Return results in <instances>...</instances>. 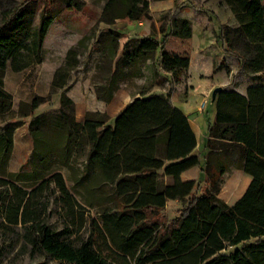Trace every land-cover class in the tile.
Listing matches in <instances>:
<instances>
[{
  "label": "trees",
  "instance_id": "16d2710c",
  "mask_svg": "<svg viewBox=\"0 0 264 264\" xmlns=\"http://www.w3.org/2000/svg\"><path fill=\"white\" fill-rule=\"evenodd\" d=\"M237 20L234 36L221 25L219 36L227 50L235 54L245 72L264 70L263 0H225ZM81 0H46L39 9L36 1L1 0L0 23V124L17 116H31L28 129L33 143V160L47 165L51 157L63 161L73 152L85 155L84 173L100 182L117 187L121 206L104 208L102 225L110 247L126 263L135 264H264V84L249 86L246 94L233 90L216 93V116L209 128L205 169L208 186L198 192L197 182L182 181L181 159L195 146L196 139L187 117L169 102L166 94L151 93L134 98L112 119L104 112H87L82 121L75 117L73 99L63 90L78 61V47L90 35L70 47L64 63L53 74L51 85L62 90L59 107L39 113L34 110L45 101L34 95L27 104L14 110L13 96L4 88L3 72L9 61L13 71L27 69L42 61V43L53 19L63 10L82 9ZM39 10V11H38ZM39 12L36 25L30 21ZM150 18L148 0H105L98 22L111 24L116 18ZM161 36L132 37L122 44V33L115 29L100 32L103 73L94 84L98 98L109 101L128 74L147 60L154 61L157 50L161 67L177 82L188 67L189 59L165 50L169 35L189 37L192 23L172 17L161 26ZM243 42L239 51L238 44ZM245 49V50H244ZM137 67L132 74H141ZM222 139V140H219ZM227 139V140H226ZM13 148L12 139L0 130V174L5 173ZM244 158L243 169L252 176L245 192L228 206L216 193L222 174L235 156ZM167 161V162H166ZM173 182L163 185L161 174ZM37 177H42L37 173ZM66 192L63 176L53 171L48 178ZM6 181L0 177V184ZM13 185V184H12ZM5 207L9 223H22L28 240L61 261V264H116L99 254L90 239L74 245L58 237L41 221L34 193L19 195ZM4 195L0 192V201ZM180 198L183 206L170 224L156 218L168 199ZM1 207V206H0ZM232 248L228 252H223ZM127 263V264H128ZM123 264V263H118Z\"/></svg>",
  "mask_w": 264,
  "mask_h": 264
},
{
  "label": "rangeland",
  "instance_id": "374dc122",
  "mask_svg": "<svg viewBox=\"0 0 264 264\" xmlns=\"http://www.w3.org/2000/svg\"><path fill=\"white\" fill-rule=\"evenodd\" d=\"M21 1L14 0L16 4ZM34 1H36L39 9L46 2V0ZM81 2L83 3L81 10H63L66 14L65 23L56 21L48 31L44 40V49H42L43 62L35 63L21 71H13L10 68L9 61H7V66L3 72L4 88L12 94L15 107L18 108L20 103L27 104L34 95H41L45 98V101L34 110V113L59 107V96L62 90L51 85L52 69L49 66L63 57L62 50L69 45L70 41L76 39L78 41L85 35H90V37L85 39L78 47L79 59H77L82 64L79 67L76 65L72 70L73 81L70 83L69 88L63 90V92L66 94L68 92L72 93L81 103L86 97L83 98V93L87 88L94 90L95 83L103 82L101 80L103 73L99 65L104 58L98 36L104 29L100 27L97 20L89 27L85 35L81 37L78 35V26H81L78 25L80 16L86 15L88 17L86 20L87 25L90 19H94L97 14L96 5L85 3L84 0H81ZM262 2L264 4V0ZM176 14L193 18L191 23L195 26V28L193 27L195 29L193 33L197 39L198 32L201 29L206 31L207 35H211L210 33L213 32L216 42L222 46L225 53V57L217 59L215 65H222L227 73L230 70L232 71L231 83L228 86L243 87L247 83L264 84V70L258 73L245 72L240 66L238 57L227 50L226 44L219 36L221 25L229 27L228 35L230 37L234 36V30L238 25L234 13L225 0H174L173 6L156 11L159 31L162 28L161 26H166L173 15ZM38 19L39 12L31 19V26L36 25ZM150 19L153 20L151 15ZM150 22L152 33H156L155 24L153 21ZM123 40L122 38L118 40L119 48ZM241 46H243V42L238 44L239 51L242 50ZM137 67L144 68L147 78L152 77L155 79L157 76V72H152L147 66L139 63L136 67L127 68L128 74L120 80L119 87L128 88L131 91H146L147 85L141 82L143 74H132ZM87 79L88 86L81 84ZM77 82H80V84L78 85ZM205 110L206 113L201 114L199 117L203 131L208 129V122L213 117L210 100L206 102ZM29 117L31 116L19 115L14 120L0 124V130H5L10 135L13 144L10 164L7 163L5 173L0 174V177L6 181L0 184V192L4 195L0 201V264H61L58 258L36 248L28 240L22 223L13 224L6 220L5 207L10 200L16 199L13 185L16 187L18 194L24 198L27 197L32 188H38L34 193V199L36 200L35 205L41 211V221H44L58 237L71 241L74 245L90 239L95 250L109 261H114L116 264H127L128 262L126 263L110 247L102 225L101 215L103 209H116L121 206V196L117 187L98 181L91 177V173L85 174V155L79 152H73L68 159H63V161L53 156L46 166L35 163L32 155L33 143L28 129ZM199 138L203 139V133L199 134ZM201 148H203V145ZM53 171L62 174L66 192L60 191L55 183L48 179ZM37 173L41 174L42 177H37ZM161 182L164 183L163 178ZM196 182L198 192L203 191L208 185L202 180H196ZM182 202L169 200L167 205L157 214L156 218L160 221V224H170L183 206ZM231 249L227 248L223 252H228ZM128 264L135 263L130 260Z\"/></svg>",
  "mask_w": 264,
  "mask_h": 264
},
{
  "label": "crops",
  "instance_id": "0c3cea01",
  "mask_svg": "<svg viewBox=\"0 0 264 264\" xmlns=\"http://www.w3.org/2000/svg\"><path fill=\"white\" fill-rule=\"evenodd\" d=\"M104 1L105 0H84L85 3L94 4L97 6V14L95 15L94 19H90L87 25L86 20L88 17L86 15L80 16L78 20V25H81L78 26V35L80 37L85 35L89 27L98 20ZM148 1L149 13L152 16L153 20L150 18L133 19L129 17H119L116 18L111 24L99 22L100 27H102L104 30L111 28L120 31L122 33L120 39H124L122 44L132 37H144L150 34H154L157 38H160L161 32L159 31L158 21H156V11L164 7L173 6L174 0ZM173 17H183L193 22V18L191 16L176 14L173 15ZM65 19L66 14L63 11L53 19L44 36L42 49H44V40L50 28L56 23V21L65 23ZM150 21H153V23L155 24V28L157 30L156 33H152V26ZM193 27L195 28V26L192 25L191 36L180 37L176 35H169L165 42L166 51L177 54L179 56H186L189 59L188 67L182 72L177 82L171 81L170 74L164 71V69L161 67L159 50H157L154 61L152 62L151 60H147L144 64V66H147V68L151 69L152 72H157V76L155 77V79H153L152 77L147 78V74L145 73L146 71L144 70V68L141 69V74H143V80L141 82L147 85L146 91H131L128 88L118 87L113 92L110 100L105 101L98 98L93 89L89 90L87 88L85 93H83V98L84 96L86 97L81 103H79V101L73 96L72 93L68 92L67 95H69L74 101L75 117L77 120L82 121L87 112H104L107 114L108 119L110 120L115 117L124 108V106L132 101L136 96L145 97L151 93L166 94L169 84L171 83V89L169 91V102L171 106L178 108L187 117L196 139V144L193 149L181 159L183 166L180 172V179L182 181L202 180L208 183L209 176L205 169L206 154L209 150L207 142L210 138L209 128L214 124L217 111L216 101L211 100L212 90L216 86L221 85L222 90H233L245 95L247 88L249 86L256 85L257 83H247L243 87L228 86V84L231 83L232 71L230 70L227 73V70L222 65H215L217 59L225 57L222 46L216 42L213 32L210 33L211 35H207L206 31H204L203 29L198 32L197 39L193 33L195 31ZM64 29L66 28L64 27ZM76 42L77 39L74 41H70L69 45L64 50H62L63 57L59 61L50 64L49 67L52 69L50 82L53 79L55 69L59 65L64 63L67 50L73 45L75 46ZM122 44L120 45L118 55L121 54ZM77 57L79 59V55ZM43 61L44 58L41 62ZM81 64V61H79L77 63V67H79ZM72 81L73 80L71 73V76L68 79V83L70 84L72 83ZM77 84L79 85L80 82H77ZM81 84L88 86V79L85 80V82H81ZM203 100H205L206 102L210 100L213 108V117L208 122V129L206 131H203L202 123L199 118L201 114L206 113V103L204 107L201 108V102ZM12 107L14 110H17V107H15L14 103ZM30 118L31 117H29L28 121H30ZM200 133H203V139L199 138ZM202 145L203 148H201ZM10 161L11 155L8 160L9 164ZM243 163V157L239 155L235 156L233 159V163L221 176V183L216 196L220 200L225 202L228 206H232L235 201L245 192L252 179V176L243 169ZM160 174V178L164 179L163 185H168L173 182L172 176L163 174L162 170H160ZM169 200H179L180 202H182L180 198L168 199L165 206L167 205Z\"/></svg>",
  "mask_w": 264,
  "mask_h": 264
},
{
  "label": "water",
  "instance_id": "95a60500",
  "mask_svg": "<svg viewBox=\"0 0 264 264\" xmlns=\"http://www.w3.org/2000/svg\"><path fill=\"white\" fill-rule=\"evenodd\" d=\"M222 89V86L219 85V86H216L213 90H212V94H211V100L214 101L215 98H216V93L218 91H220ZM135 98H138V96H136Z\"/></svg>",
  "mask_w": 264,
  "mask_h": 264
},
{
  "label": "built area",
  "instance_id": "2783aa9c",
  "mask_svg": "<svg viewBox=\"0 0 264 264\" xmlns=\"http://www.w3.org/2000/svg\"><path fill=\"white\" fill-rule=\"evenodd\" d=\"M205 103H206V101H205V100H203V101L201 102V108H203V107H204Z\"/></svg>",
  "mask_w": 264,
  "mask_h": 264
}]
</instances>
